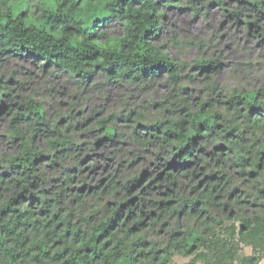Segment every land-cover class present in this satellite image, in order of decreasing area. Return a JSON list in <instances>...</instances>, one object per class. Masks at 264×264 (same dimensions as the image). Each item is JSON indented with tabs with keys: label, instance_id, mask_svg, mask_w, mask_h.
<instances>
[{
	"label": "trees",
	"instance_id": "trees-1",
	"mask_svg": "<svg viewBox=\"0 0 264 264\" xmlns=\"http://www.w3.org/2000/svg\"><path fill=\"white\" fill-rule=\"evenodd\" d=\"M172 1L112 0L106 16L92 19L94 10L85 7L79 22L49 16L35 26L26 23L29 19L27 9L18 12L15 20L9 13V22L0 26V57L4 54L30 56L42 62L44 68L79 76L85 81L100 73L107 81L134 85L164 73L169 81L177 84L186 65L175 63L156 45L164 17L160 7L170 6ZM254 5L262 9L264 1H255ZM111 20L120 23L123 32L117 38L102 40L97 30ZM81 34L86 35L87 42L73 45L71 39ZM217 64L213 60H199L195 66L207 71L215 69ZM6 98H11V94L0 84V115L11 108ZM229 102L236 110L238 103H242L248 111L244 117L248 119L250 111H264V88L236 94ZM208 104L188 110L177 120L167 123L154 120L144 125L148 137L141 144L149 146L152 141H160L170 148L172 159L165 160L164 168L151 177L144 178L145 170H132L120 179L113 172L106 178L105 186L92 194L98 199L105 198L104 204L84 213L81 205L90 195L84 192L85 181L80 179L76 185L70 184L77 167H63V177L51 178L40 167L48 155H51V166L55 167L61 158L71 157L72 146L77 145L81 150L69 133L72 124L64 132L54 128L56 137L47 139L50 154L35 150L30 143L33 136L22 132L19 124L32 120L35 132L40 131L37 126L50 124L43 108L29 100L27 114L14 112L9 123L11 138L20 140L21 149L6 161L0 160V264H121L122 261L125 264H174L171 259L174 252L185 256L194 253L188 264H196L198 260L218 264L233 259L234 246L230 238L236 229L229 231V239L217 235L216 225L222 222L213 218L212 211L219 203L228 206L219 199L226 193L230 179L221 184L223 173L215 176L218 182H209L201 189L194 186L197 194L194 198L178 195L173 185L180 168L201 162L195 146L205 149L211 138L217 136L228 144L229 157H234L233 165L238 167L243 180L253 176L261 181L257 196L250 194L253 201H257L264 195V171L261 170L264 142L250 152L243 144V130L230 125L219 129L222 114L211 112L206 108ZM130 114L125 120L134 124ZM118 118L112 115L98 119L99 144L119 141ZM139 119L135 120L136 134L137 126L142 125ZM253 125L264 129V121L260 118H255ZM128 164L133 165V160ZM77 171L80 178L81 170ZM50 179L57 183L50 185ZM200 214L206 219L198 227H185L184 222H178L180 219L197 220ZM239 219L240 241L264 254V210ZM156 227L171 229L168 243L148 238L146 231ZM202 248L216 252L214 258L218 262L208 255L209 252H201ZM257 261L256 256H246L241 264H257Z\"/></svg>",
	"mask_w": 264,
	"mask_h": 264
},
{
	"label": "rangeland",
	"instance_id": "rangeland-1",
	"mask_svg": "<svg viewBox=\"0 0 264 264\" xmlns=\"http://www.w3.org/2000/svg\"><path fill=\"white\" fill-rule=\"evenodd\" d=\"M255 1L264 0H173L170 6L160 7L164 17L156 45L175 63L186 65L177 84L169 81L164 73L134 85L107 81L100 73L85 81L79 76L44 68L42 62L30 56L2 55L0 84L11 94V98H6L11 108L0 115V160L6 161L21 149L20 140L11 138L9 123L14 112L27 114L29 100L36 101L43 108L45 119L50 124L37 126L40 131L36 132L32 120L19 124L22 132L33 136L30 143L35 150L50 154L47 139L56 137L54 128L64 132L72 124L69 133L81 150L77 145L72 146L71 157L61 158L55 167L51 166V155H48L40 167L50 178L56 175L63 177V167L76 166V171L81 170L80 178L78 171L75 174L74 170L70 184L76 185L80 179L85 181L84 192L88 191L90 195H85L81 205L84 213L104 204L105 198L98 199L92 194L95 189L99 191L105 186L106 178L113 172L120 179L132 170H145L147 175L144 178L151 177L164 168L165 160L172 159L170 148L160 141H152L149 146L141 144L148 137L143 126L151 121L167 123L171 119L177 120L183 118L188 110H195L208 102L210 105L206 108L222 114L219 129L227 125L240 128L244 132L245 147L250 152L256 150L262 143L264 129L253 123L255 118L264 121V111H250L246 119L244 105L238 103L236 110L229 102L236 94L264 88V6L262 9L256 7ZM101 28L115 33L110 39L123 32L122 25L116 20ZM199 60H213L218 64L215 69L200 70L195 66ZM129 113L134 124L125 120ZM112 115L119 116L116 126L120 139L115 144H99L97 140L101 130L96 129V122ZM139 117L142 125L137 126L136 134L135 120ZM127 124L133 125L126 127ZM227 148L228 144L217 136L206 144V150L195 146L194 151L201 156V162L186 169L180 168L174 190L178 195L197 197L194 186L201 189L209 182H218L215 176L224 173L221 184L227 178L230 183L219 200L227 202L228 206L219 203L212 210L213 218L222 222L216 225L217 235L229 239L232 228L236 233L230 238L234 246L233 259H225L218 264H241L246 256H256L257 264H264V254L240 241L238 236L239 217L264 210V195L257 201L250 196H257L261 181L253 176L243 180ZM131 160L133 165L128 164ZM261 168L264 171V162ZM56 183L57 180H49L50 185ZM205 219L206 216L200 214L197 220L180 219L178 222H184L185 227H198ZM146 234L150 240L159 243H168L172 235L171 229L160 227L147 230ZM200 251L209 252L205 248ZM208 255L218 262L214 258L216 252L211 250ZM193 257L194 253L185 256L174 252L171 255L174 264H188ZM196 264H205V261L198 260Z\"/></svg>",
	"mask_w": 264,
	"mask_h": 264
},
{
	"label": "clouds",
	"instance_id": "clouds-1",
	"mask_svg": "<svg viewBox=\"0 0 264 264\" xmlns=\"http://www.w3.org/2000/svg\"><path fill=\"white\" fill-rule=\"evenodd\" d=\"M112 0H0V26L9 22V13L11 19H16V14L21 10L27 9V24L35 26L38 21H43L49 16H60L70 21L79 22L81 13L85 7L92 10V19L96 16H106L110 12ZM35 17V19H33ZM13 27L16 25L13 24ZM87 31V29L85 30ZM102 40L110 38L115 33L108 32L101 28L97 30ZM87 37L84 34L73 37V45L86 43ZM264 142V137H261ZM125 264V262H121Z\"/></svg>",
	"mask_w": 264,
	"mask_h": 264
}]
</instances>
